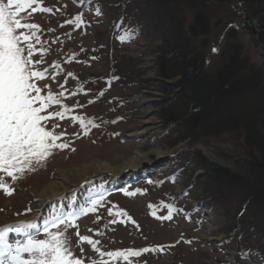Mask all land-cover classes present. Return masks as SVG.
I'll list each match as a JSON object with an SVG mask.
<instances>
[{
  "label": "rangeland",
  "instance_id": "obj_1",
  "mask_svg": "<svg viewBox=\"0 0 264 264\" xmlns=\"http://www.w3.org/2000/svg\"><path fill=\"white\" fill-rule=\"evenodd\" d=\"M18 18L39 25L32 60L46 78L35 83L59 100L42 115L65 113L44 126L68 147L15 180L0 172L12 189L0 190V228L32 223L43 240L45 221L76 213L66 234L84 264H126L106 255L124 250L141 251L131 264H264V156L248 142L258 132L264 140V0H38ZM144 117L152 129L137 135ZM138 152L149 159L142 173L93 177L44 205L33 194L63 168L119 166ZM102 190L103 206L81 214Z\"/></svg>",
  "mask_w": 264,
  "mask_h": 264
},
{
  "label": "snow or ice",
  "instance_id": "obj_2",
  "mask_svg": "<svg viewBox=\"0 0 264 264\" xmlns=\"http://www.w3.org/2000/svg\"><path fill=\"white\" fill-rule=\"evenodd\" d=\"M37 3L38 0H7L6 4L0 3V172L13 180L17 178L16 173L34 170L33 164H39L46 159L51 154V149L68 147L66 144H57L56 141L61 136L46 130L44 126V122L49 119H63L65 113L42 115L50 104H59V100L51 93L42 97V89L35 83L36 80L46 78V72L35 70V64L40 61L32 60L35 48L31 41L33 38L39 41L36 35L39 25L22 23L18 18L21 11ZM79 20L77 17V23ZM21 28L31 30V34L19 32ZM80 123L85 126L83 120ZM0 190L6 195L12 194V189L3 181H0ZM98 202L92 200V207L82 209L81 214L94 212ZM109 214H112L111 211ZM76 215L68 213L70 219L66 224L63 217H53L45 221L43 231L47 238L43 240H37L29 234V229L39 232L37 225L32 223L15 228H0V264H84L83 260L73 255L71 241L66 234L68 227H77L71 220ZM166 219H171V215ZM61 224L65 225L63 230H49L50 227L59 229ZM13 232L23 233L25 242L9 243L8 235ZM76 235L81 244L87 243L94 251H99L96 247L98 241L79 236V232ZM142 251L147 252L150 249ZM24 254L29 258L25 259ZM106 255L123 258L126 264H131L129 258L140 256L141 251L124 250L109 252Z\"/></svg>",
  "mask_w": 264,
  "mask_h": 264
},
{
  "label": "bare ground",
  "instance_id": "obj_3",
  "mask_svg": "<svg viewBox=\"0 0 264 264\" xmlns=\"http://www.w3.org/2000/svg\"><path fill=\"white\" fill-rule=\"evenodd\" d=\"M176 77L177 76H175V78ZM167 79H169V78H167ZM177 97H178V95H177ZM185 110H187V109H185ZM163 111H165V107L163 108ZM167 117H168L167 118L168 119L167 124L168 125L172 124V122H174L175 119L169 118L170 117L169 114L167 115ZM139 123H141L143 126H142V128L139 129V133H137V135L147 134L152 129L151 126H148L149 124L151 125V122L148 120L146 121L145 117L142 118V121H139ZM197 124L195 123L194 127H195V125L197 126ZM247 124L252 126L253 131H256V129H255L256 126L254 125L253 122H251V123L247 122ZM223 125L226 126L225 121L223 122ZM223 125H222V123H217V126H219L221 130L225 129V127ZM202 126H203V124H202ZM203 130H205V129H202V130L200 128L198 129L199 132L200 131L202 132ZM234 132L237 134L239 132V129L237 131H234ZM257 135H259L257 137V139L259 141H261V143H262L264 140L260 136L259 132ZM193 142L196 143L197 140H193ZM160 155H162V152L160 153ZM148 163H149L148 156L138 152L136 154V156L129 158L124 164L119 165V166H112L111 164H109V162L90 161L84 165H79V166H76V167L71 168V169L70 168H63L57 172L56 176H54V180H51V182H49L45 185H42V187L35 190L33 192V194H34V196H36V199L40 200L39 202H41V204L44 205L45 203L51 202L56 198H59L61 196L66 195L68 193V190H70V188L73 186L79 187L81 184H83L86 181H90V180L93 181L92 180L93 177H97V176L99 177L100 175H105V174L112 175L115 177H123L126 173H136V174L142 173L145 171V168H147ZM216 164H218V163H216ZM33 167H35V166H33ZM43 167L45 169H48L47 165H45V166L43 165ZM44 168H42V169H44ZM33 169L34 170H31L29 172H35V170H40V169H37V167H35ZM217 171H219L221 174L224 173L219 169H217ZM221 179L222 178L219 177V180H221ZM222 183H224V182L222 181ZM111 190L112 189L109 188L108 191H111ZM101 192H104V193L95 197L99 201L95 207H97L98 205L103 206V203L101 201L104 198H107V196L109 197V193H107L106 191L102 190ZM26 193H28V191ZM25 197L26 196L24 195V196H20L19 198H20V200H22L21 198H25ZM95 198H94V200H95ZM9 203L12 206V205H15L16 202L13 200L12 202H9ZM63 213L64 212H61V214H63Z\"/></svg>",
  "mask_w": 264,
  "mask_h": 264
},
{
  "label": "trees",
  "instance_id": "obj_4",
  "mask_svg": "<svg viewBox=\"0 0 264 264\" xmlns=\"http://www.w3.org/2000/svg\"><path fill=\"white\" fill-rule=\"evenodd\" d=\"M221 74V73H220ZM184 75L188 78L189 77V75H188V73H186V72H184ZM183 78V77H182ZM186 78V79H187ZM245 79H247L245 76H244V80ZM252 79H247V81H251ZM190 82V81H189ZM220 82H221V84H219L222 88L224 87H226V85H227V83H226V81H224V82H222V79L220 80ZM216 83V82H215ZM212 84H214V83H212ZM216 85V84H215ZM222 88H220L219 90L220 91H222L223 89ZM216 89H213V91H215ZM218 90V89H217ZM185 109H187V110H189V113L190 112H192L191 111V109H193V108H190L189 106H187ZM194 110V109H193ZM221 112V111H220ZM218 123H222V125H223V122H224V120L223 119H218V121H217ZM225 123H226V125H227V123H230V128H232L231 127V125L234 127V124H233V121H226L225 120ZM241 125L244 127L243 129L247 132V133H249V130H251V128H252V126H250V125H248L247 124V121H245V122H241ZM224 126V125H223ZM224 127H226V126H224ZM233 131H236V130H234L233 129ZM251 135H249V137H250ZM263 141V140H262ZM248 142L250 143V146H252V147H255V148H257L259 151H260V154H262L263 156H264V142H262L261 143V141H259L257 138L256 139H254L253 137H250L249 139H248ZM261 146V147H260ZM262 149V150H261ZM207 171L208 172H210V170H208L207 169ZM216 173H214L213 175H215V180H216V182L218 181V182H221L222 181V179L224 178V173H220L219 171H215ZM211 173V172H210ZM219 177L220 178H222L221 180H219Z\"/></svg>",
  "mask_w": 264,
  "mask_h": 264
}]
</instances>
